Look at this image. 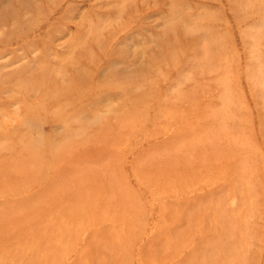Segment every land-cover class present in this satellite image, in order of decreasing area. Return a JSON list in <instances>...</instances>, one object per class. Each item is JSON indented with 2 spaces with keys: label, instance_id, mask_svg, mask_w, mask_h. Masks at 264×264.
Listing matches in <instances>:
<instances>
[{
  "label": "rangeland",
  "instance_id": "obj_1",
  "mask_svg": "<svg viewBox=\"0 0 264 264\" xmlns=\"http://www.w3.org/2000/svg\"><path fill=\"white\" fill-rule=\"evenodd\" d=\"M0 264H264V0H0Z\"/></svg>",
  "mask_w": 264,
  "mask_h": 264
}]
</instances>
